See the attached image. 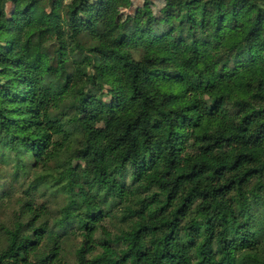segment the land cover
Listing matches in <instances>:
<instances>
[{"label":"clouds","instance_id":"9594fccd","mask_svg":"<svg viewBox=\"0 0 264 264\" xmlns=\"http://www.w3.org/2000/svg\"><path fill=\"white\" fill-rule=\"evenodd\" d=\"M170 2L171 0H0V45L4 44L5 39L15 37L22 48L25 45L28 48L27 52H15L9 58L19 59L24 55L34 59L36 54L41 56L43 70L35 75L40 78L41 89L52 98L42 108L40 118L46 124L48 120L52 121L48 125L51 127L48 134L53 144L51 150L44 143L34 146V151L39 149L35 155L22 154L21 151H12L0 137V254L13 242L19 246L31 238L39 244L35 251L28 254L27 260L22 258V253L21 258L5 259L4 264H37L38 258L53 248L60 255L50 258L48 264H93L97 257L106 252V248L101 245H107L114 252L129 246L118 242L117 236L126 232L138 217H130L125 221L122 231L116 225L121 224L124 208L133 197L114 201L105 190L90 186L87 192L95 201L94 206L107 218L97 223L94 231L90 226L89 233H85L78 224L73 231V227L61 226L65 209L73 204L72 190L68 188L71 177L66 176L59 185L52 179L61 172L70 173L77 166L81 175L89 172L91 161L85 158V150L91 152L92 149L87 128L94 133L97 149L110 153L103 166L104 170L112 174L118 167V162L113 163L117 158L110 147L117 131L109 128L106 111L112 114L118 125H124L144 112L147 97H153L151 102L156 103L160 94L171 88L177 95L165 104V108L175 110L190 103L197 104L206 129L210 123L207 119L210 109L215 117L211 121L212 131L217 127L227 129L243 119L244 110L237 108L234 102L248 99L251 94H245L235 86L228 90L223 85L224 81L238 73L241 79L233 84L246 82L248 73L242 72V69L249 59L254 57L264 60V49L257 46V40H264V25L258 28L247 44L244 43L250 23L258 13L264 12V0H240L237 9L232 7L234 0H224L221 12L224 19L220 21V31H217L215 12L204 21L199 10L195 9L196 24L184 29L187 43L182 45L177 42L175 49L169 45L171 55L163 58L157 55L162 46L154 45L152 38L159 36L160 31L167 32L172 25L180 27L178 16H173L169 22L164 14L169 9ZM233 12L236 13L234 19ZM89 18L96 23L88 24ZM76 28L80 29L81 37L74 35ZM121 35L123 40H120ZM194 41L199 49L196 52L198 59L195 61L199 70L190 73V76H206L208 79H200L198 84H194L189 78L175 88L163 83L170 79L168 73L190 67L186 62L192 60ZM77 42L82 44L83 54L76 47ZM233 45L236 46L234 51ZM93 49H104L107 54L94 52ZM237 56L239 59H235ZM158 59H163V64L157 76L147 75L143 71L145 66L149 61ZM53 66L59 71L49 73L47 69ZM3 67L5 65L0 64V68ZM133 70L139 73L141 79L148 81L143 90L135 95L130 79ZM2 81L3 78H0V82ZM220 96L228 99L216 104L213 109L214 100ZM81 99H84L83 104ZM221 105L224 110L217 114ZM152 116L154 122L155 113ZM44 131L47 133L48 128ZM152 132L149 124L148 131L137 137L141 152L146 137L151 140L155 149L163 134L159 132L149 136ZM193 145L194 139H189L186 150L178 152L177 159L181 162V167L185 166L182 162L197 151ZM261 162L264 163V154L261 155ZM54 164L60 166L59 172L50 171ZM241 165L243 167L238 166L241 173L249 167L259 166L249 165L244 160H241ZM126 167L127 175L121 182L131 189L136 187L134 175L138 173L134 172L130 164ZM175 171L174 169L173 175ZM122 175L123 172H117L115 178L119 180ZM79 182L83 183V180ZM157 191V188L152 189V192ZM151 194L145 192L139 198L143 199ZM232 195L234 194L225 190V203L231 200ZM75 204L78 207L72 212L73 216L82 217L87 211V205L80 207L83 200L78 188ZM232 208L249 236L255 233L254 244H249L248 238L241 241L228 233L230 246L236 249L235 255H258L264 260V206L251 209V215L255 218L251 223L245 221L246 213H242L237 205H232ZM99 219L97 217L98 221ZM213 225L216 236L210 247L215 250L224 230L215 221ZM180 227L183 228L184 224ZM41 228L45 229L46 234L36 232ZM41 235H44L42 241L39 240ZM210 235L205 222L201 226L197 243L203 244ZM69 237L74 241L73 247L68 246ZM181 237L180 246L183 247L187 243L183 232ZM81 249L83 256L79 255ZM189 255L193 254L190 252ZM192 264H199L198 259L193 258Z\"/></svg>","mask_w":264,"mask_h":264},{"label":"trees","instance_id":"16d2710c","mask_svg":"<svg viewBox=\"0 0 264 264\" xmlns=\"http://www.w3.org/2000/svg\"><path fill=\"white\" fill-rule=\"evenodd\" d=\"M223 3L224 0H171L169 9L165 10L164 14L169 22L173 16H178L180 27L172 25L167 32L160 31L159 36L152 38L154 45L162 46L157 53L158 57L166 58L171 55L169 45L175 49L177 42L182 45L187 43L184 29L196 24L195 9L199 10L204 21L215 12L217 31H220L219 24L224 19L221 15ZM239 4L240 0H234L233 9H237ZM76 11L78 12L79 9ZM75 14L74 12L73 15ZM235 15L236 13L233 12V19ZM204 21L201 23L203 24ZM87 23L95 24L96 21L89 18ZM262 25H264V12L258 13L250 23L245 44L252 39ZM74 35L81 37L80 29H74ZM83 38L86 39V37ZM123 39L121 35L120 40ZM257 46L264 49V40H257ZM76 47L80 48L83 54L84 49L80 42H77ZM192 48V60L186 62L190 67L186 66L181 70L168 73L170 79L163 83L175 88L189 78L194 84H198L200 79H208L206 76L200 78L190 76V73L199 70L195 63L198 59L196 52L199 50L195 41ZM235 48L236 46L233 45L232 50L234 51ZM19 51L27 52L28 48L27 45L22 48L15 37L5 39L4 44L0 45V64L5 65V71L0 76L3 78L0 82V137L12 151L35 155V152L39 151L38 148L33 150L36 145L47 143L48 150L53 147L48 134L51 132V127L48 125H51L52 121L48 120L46 124L45 120L40 118L42 108L52 97L41 89L40 78L35 75L43 70L41 56L36 54L34 59L26 58L24 55H21L19 59L9 58L11 54ZM93 51L105 52L104 49H93ZM235 59H239V56ZM162 64L163 59L149 61L143 71L149 76L156 77ZM54 70L59 71L54 66L47 69L49 73H54ZM242 72L248 73L246 82L233 84L241 79L239 73L224 81L223 86L228 90L235 86L243 90L245 94H251L248 99L234 102L237 108L244 110L243 119L239 124H233L227 129L217 127L215 131L211 130V121L215 119L211 109L208 110L207 119L210 123L206 129L197 104L190 103L175 110L166 109L165 104L177 95L171 88L168 92L161 93L156 103L151 102L153 97H147L144 112L124 125H118L112 114L106 111L109 128L117 131V135L113 137L110 144L117 158L113 163L118 162V167L112 174L107 173L103 167L110 153L97 149L93 131L90 128L86 129L92 149L91 152L85 150V158L91 161L89 172L81 175L77 166L70 173L61 172L52 177L56 185L62 184L66 176L71 177L68 188L72 190L73 204L65 209L61 226L75 229L74 226L78 224L85 233H89L90 226L94 231L96 224L107 218L94 206L95 201L87 192L90 186L105 190L114 201L134 198L122 213L121 222L124 225L130 217H138L126 232L117 236L118 242L129 246L114 252L108 249L107 245H101L106 248V252L97 257L93 264H192L193 258L198 259L199 264H264L258 255L237 257L236 249L230 246L228 238V233H231L234 239L243 241L248 238L249 244L255 243V233L249 236V232L237 219L232 205H237L242 213H246L245 221L248 223L255 219L251 215V209L264 206V163L261 162V155L264 154V60L250 58ZM172 77L175 78L171 79ZM93 79L95 80L96 77ZM130 79L133 95L141 92L144 85L148 83L146 79H141L135 70ZM84 99H81V104ZM227 99L228 97L225 96L218 97L214 100L212 108L215 109L216 104ZM223 110L221 105L217 114ZM152 113H155L156 117L154 122ZM149 124L153 129L149 136L159 132L163 134L155 145V149L151 140L146 137L141 152L137 137L148 131ZM46 127L47 133L44 131ZM33 129L35 131H32ZM28 132L32 134L23 135ZM189 139H194L193 147L197 151L190 154L182 162L185 166L181 167L177 154L186 150ZM241 160L249 165L259 166L249 167L241 173L238 167H243ZM129 164L134 172L138 173L134 175L136 187L131 189L121 182L127 175L126 165ZM174 169L175 175H173ZM50 171L59 172L60 166L54 164ZM117 172H123L119 180L115 178ZM226 174L229 175L226 176ZM81 180L83 183L79 182ZM77 188L83 200L80 207L87 205V211L82 217L72 214L78 207L75 204ZM153 188L159 191L152 192ZM225 190L229 194H234L227 203L224 199ZM145 192L152 194L140 199L139 197ZM97 217L100 218L99 221ZM213 221L224 230L220 234L215 250L210 247L216 236ZM205 222L211 235L203 244H199L197 238ZM181 224H184L183 228L180 227ZM123 228L120 230L122 231ZM36 232L46 234L43 228L37 229ZM182 232L187 241L183 247L180 246ZM43 239L44 235H41L39 240ZM38 246V241H32L31 238L19 246L13 242L0 254V264H4L5 259L21 258L22 253H24L22 258L27 260L28 254L35 251ZM190 252L193 255H189ZM59 255V251L53 248L42 254L37 264H48L50 258L59 257ZM79 255H84L83 249Z\"/></svg>","mask_w":264,"mask_h":264},{"label":"rangeland","instance_id":"374dc122","mask_svg":"<svg viewBox=\"0 0 264 264\" xmlns=\"http://www.w3.org/2000/svg\"><path fill=\"white\" fill-rule=\"evenodd\" d=\"M4 71H5L4 67L0 68V76L4 73ZM107 121H108V117H107ZM116 227L120 230L121 228L125 227V225L121 222V224L120 225H116ZM73 231H75V229H73ZM67 243H68L69 247H73L74 246V241L71 239V237H69V240L67 241ZM261 261H264V260H261Z\"/></svg>","mask_w":264,"mask_h":264}]
</instances>
